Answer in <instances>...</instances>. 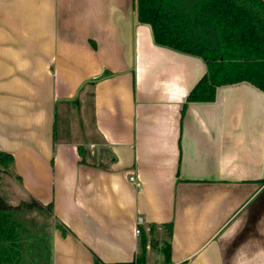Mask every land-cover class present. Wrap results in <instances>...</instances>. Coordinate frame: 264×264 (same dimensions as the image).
Wrapping results in <instances>:
<instances>
[{
	"label": "crops",
	"instance_id": "obj_1",
	"mask_svg": "<svg viewBox=\"0 0 264 264\" xmlns=\"http://www.w3.org/2000/svg\"><path fill=\"white\" fill-rule=\"evenodd\" d=\"M205 71L135 0H0V195L51 204L41 264L129 263L168 224L171 264H264V95L186 102Z\"/></svg>",
	"mask_w": 264,
	"mask_h": 264
},
{
	"label": "trees",
	"instance_id": "obj_2",
	"mask_svg": "<svg viewBox=\"0 0 264 264\" xmlns=\"http://www.w3.org/2000/svg\"><path fill=\"white\" fill-rule=\"evenodd\" d=\"M137 20L151 28L156 45L198 57L205 74L190 90L186 102H211L219 87L248 84L264 95V0H135ZM81 153V152H80ZM13 161L0 151V171ZM37 209L51 215V204L32 199L17 206L0 195V264L18 263L23 253L39 251L31 240L20 211ZM61 234L66 230L58 226ZM171 224L165 225L166 240L140 229L138 252L129 263L146 264L148 249L160 246L163 264L170 262ZM36 240V239H35ZM36 255L35 264L45 258ZM41 258V259H40ZM94 264H103L94 258Z\"/></svg>",
	"mask_w": 264,
	"mask_h": 264
},
{
	"label": "rangeland",
	"instance_id": "obj_3",
	"mask_svg": "<svg viewBox=\"0 0 264 264\" xmlns=\"http://www.w3.org/2000/svg\"><path fill=\"white\" fill-rule=\"evenodd\" d=\"M0 177L2 178V176ZM1 178H0V181H2ZM26 213H27L26 211H23L21 215H24ZM21 218L24 219L23 216ZM34 220H35V225L37 226L35 230V239H36L35 241L40 243L41 248L39 249V251L38 250L35 251V253H34V250L30 254L27 252H24L23 253L24 258L22 259H25V261H31L30 257L34 256V254L36 257V255H40L39 252H44V253L47 252V246H48L47 232L49 231V217L46 214L39 212L38 214L35 213ZM161 256L162 254L159 249H156V250L152 249V254L150 256V264L162 263V260L160 261ZM44 260L45 259L42 258V260H39V263L40 264L41 262L43 263ZM25 261L21 260L18 263H14V264H24Z\"/></svg>",
	"mask_w": 264,
	"mask_h": 264
},
{
	"label": "built area",
	"instance_id": "obj_4",
	"mask_svg": "<svg viewBox=\"0 0 264 264\" xmlns=\"http://www.w3.org/2000/svg\"><path fill=\"white\" fill-rule=\"evenodd\" d=\"M129 179H130V181H134V178H133V177H130ZM140 223H141V222L139 221V224H140ZM139 233H140V232H139V230L137 229V230H136V234H139Z\"/></svg>",
	"mask_w": 264,
	"mask_h": 264
}]
</instances>
